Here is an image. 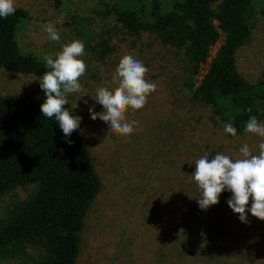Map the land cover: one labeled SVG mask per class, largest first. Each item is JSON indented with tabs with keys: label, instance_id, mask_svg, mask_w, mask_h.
<instances>
[{
	"label": "rangeland",
	"instance_id": "1",
	"mask_svg": "<svg viewBox=\"0 0 264 264\" xmlns=\"http://www.w3.org/2000/svg\"><path fill=\"white\" fill-rule=\"evenodd\" d=\"M111 1L15 0V8L29 13L17 32L26 52L44 60L46 55L55 58L73 40L85 45L81 58L87 70L80 83L87 94L73 93L67 99L72 106L77 103L74 115L82 117L77 131L89 144L103 187L87 215L77 264H264V220L248 212V223L241 222L227 203L231 192L220 194L216 210L217 204L202 210L188 201L196 159L207 153L211 160L217 152L240 159L244 144L258 154L264 138L226 133L227 123L213 108L191 97L186 49L165 45L150 32L132 34L108 14ZM48 23L55 25L60 41L48 38L44 30ZM104 41L112 50L102 59L98 52ZM124 55L141 60L149 70L146 79L157 85L142 109L126 111L129 121L138 122L128 136L113 132L99 117L92 120L89 112L90 107L103 111L92 96L98 87L117 86L112 78ZM237 64L250 81L264 80L261 9L253 17L250 40L237 52ZM197 82L194 75V88ZM38 85L35 74L0 67L4 97L32 93ZM33 189L19 187L4 195L0 218L14 200L27 198ZM194 189L201 192L197 186ZM191 212L193 216L208 213V221L191 225ZM194 229L201 236L192 237ZM38 258L31 250L22 258H0V264H36Z\"/></svg>",
	"mask_w": 264,
	"mask_h": 264
},
{
	"label": "trees",
	"instance_id": "2",
	"mask_svg": "<svg viewBox=\"0 0 264 264\" xmlns=\"http://www.w3.org/2000/svg\"><path fill=\"white\" fill-rule=\"evenodd\" d=\"M107 7L132 34L150 32L165 45L185 48L192 99L232 123L236 135L246 133L250 116L263 120L264 80L252 82L240 72L237 52L251 38L257 10L264 15V0H112ZM28 16L17 7L14 14L0 17V67L40 79L49 69L43 59L23 50L17 37ZM222 34L223 43L194 88V75ZM111 50L104 41L98 54L104 59ZM44 99L40 84L22 96L0 94V200L19 187L34 188L0 218V258H22L33 250L39 256L36 264H77L86 218L103 184L87 140L77 130L65 137L55 118L42 115ZM65 108L74 115L69 101ZM196 186L192 179V205L201 197ZM207 214L191 212V225L208 221Z\"/></svg>",
	"mask_w": 264,
	"mask_h": 264
},
{
	"label": "clouds",
	"instance_id": "3",
	"mask_svg": "<svg viewBox=\"0 0 264 264\" xmlns=\"http://www.w3.org/2000/svg\"><path fill=\"white\" fill-rule=\"evenodd\" d=\"M15 12V0H0V17L7 18ZM51 41H60L61 37L55 25L48 23L44 26ZM85 45L80 40H73L62 46V50L44 57L45 71L39 79L45 99L40 105L43 116L55 118L65 137H69L79 129L82 117L73 115L65 108L67 97L73 93H84L80 78L85 75L87 65L81 58ZM148 68L139 59L131 55H124L118 63L113 75L117 86L110 90L98 87L92 96L102 105L103 111L96 112L89 108L91 119L97 117L108 124L113 132L128 136L138 126L137 121H129L126 111L142 109L148 96L156 91L157 85L146 79ZM81 95V97L83 96ZM87 103V101H85ZM73 109L77 103L73 104ZM251 112V109H248ZM224 131L236 135V128L232 123L224 126ZM246 133L264 138V124L256 116H250L244 128ZM71 143V141H68ZM258 154H253L247 144L240 148L242 158L233 160L228 155L217 152L211 160L206 153L196 159L192 179L201 190V197L197 203L202 210L219 202L220 194L227 190L232 193L227 203L234 213L239 214L241 222L248 223L247 213L264 220V139L258 145ZM251 198V207H248Z\"/></svg>",
	"mask_w": 264,
	"mask_h": 264
},
{
	"label": "built area",
	"instance_id": "4",
	"mask_svg": "<svg viewBox=\"0 0 264 264\" xmlns=\"http://www.w3.org/2000/svg\"><path fill=\"white\" fill-rule=\"evenodd\" d=\"M224 35V34H223ZM224 40V39H223ZM223 40H219L214 43L212 46H211V49H210V54L207 58V60L205 62H203L199 68V71L198 73L196 74V77H197V86L200 84L201 80L204 78V76L206 75L208 69H209V66H210V63L213 59V57L216 55V53L218 52L221 44L223 43Z\"/></svg>",
	"mask_w": 264,
	"mask_h": 264
}]
</instances>
